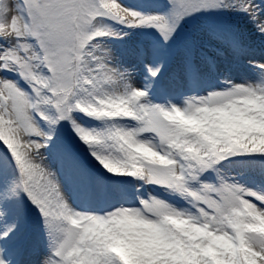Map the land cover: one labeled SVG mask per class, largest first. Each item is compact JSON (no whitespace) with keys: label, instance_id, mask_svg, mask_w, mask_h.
<instances>
[{"label":"snow or ice","instance_id":"snow-or-ice-1","mask_svg":"<svg viewBox=\"0 0 264 264\" xmlns=\"http://www.w3.org/2000/svg\"><path fill=\"white\" fill-rule=\"evenodd\" d=\"M0 264H264V0H0Z\"/></svg>","mask_w":264,"mask_h":264}]
</instances>
